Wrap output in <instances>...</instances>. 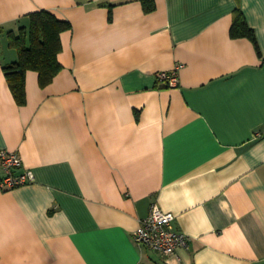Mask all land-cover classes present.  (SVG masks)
<instances>
[{
	"label": "crops",
	"instance_id": "crops-1",
	"mask_svg": "<svg viewBox=\"0 0 264 264\" xmlns=\"http://www.w3.org/2000/svg\"><path fill=\"white\" fill-rule=\"evenodd\" d=\"M152 2L0 0V150L34 174L0 189V264H264V0ZM42 9L70 22L62 67L20 105L7 32ZM153 202L176 255L133 240Z\"/></svg>",
	"mask_w": 264,
	"mask_h": 264
},
{
	"label": "trees",
	"instance_id": "trees-1",
	"mask_svg": "<svg viewBox=\"0 0 264 264\" xmlns=\"http://www.w3.org/2000/svg\"><path fill=\"white\" fill-rule=\"evenodd\" d=\"M144 8L154 7L152 0H142ZM70 22L58 18L48 10L32 11L28 14V24L17 31L7 32L8 44L17 52V59L3 66L11 92L18 104L26 99L25 77L28 70L38 74L40 86L49 84L62 65L58 60L61 50V33L70 28ZM3 29L0 27V32ZM231 34L234 37H247L254 43L260 55L254 30L248 25L240 9L234 13Z\"/></svg>",
	"mask_w": 264,
	"mask_h": 264
},
{
	"label": "built area",
	"instance_id": "built-area-1",
	"mask_svg": "<svg viewBox=\"0 0 264 264\" xmlns=\"http://www.w3.org/2000/svg\"><path fill=\"white\" fill-rule=\"evenodd\" d=\"M158 78L169 86H176L178 78L175 70L161 71ZM0 164L4 175L0 178V189H11L34 181L33 172L23 167L21 158L14 151L0 150ZM172 212L163 211L156 202L149 207L148 215L140 221L133 233L138 245L165 255H176L188 245V236L174 229Z\"/></svg>",
	"mask_w": 264,
	"mask_h": 264
}]
</instances>
